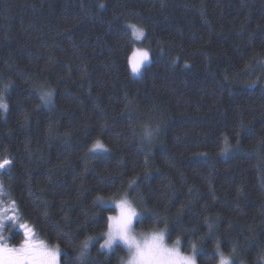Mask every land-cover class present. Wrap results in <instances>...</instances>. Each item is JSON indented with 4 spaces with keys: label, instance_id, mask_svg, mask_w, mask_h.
<instances>
[{
    "label": "trees",
    "instance_id": "16d2710c",
    "mask_svg": "<svg viewBox=\"0 0 264 264\" xmlns=\"http://www.w3.org/2000/svg\"><path fill=\"white\" fill-rule=\"evenodd\" d=\"M0 101L11 247L29 232L59 264H120L98 198L125 197L196 264H262L264 0H0Z\"/></svg>",
    "mask_w": 264,
    "mask_h": 264
},
{
    "label": "snow or ice",
    "instance_id": "6c2138e0",
    "mask_svg": "<svg viewBox=\"0 0 264 264\" xmlns=\"http://www.w3.org/2000/svg\"><path fill=\"white\" fill-rule=\"evenodd\" d=\"M133 34L135 35L136 39H140V37L143 35V32L137 31L134 28ZM148 59V51L139 49L133 50L128 60L131 72L138 73L141 69L142 63ZM50 95L51 93H45L40 97L41 101H44L45 103L49 102L45 98L50 97ZM0 107L7 108V105L0 101ZM94 148H102V145L99 141L96 142ZM8 164H10V161L5 159L2 163H0V168H3ZM116 208L119 210V215H110L107 218V236H110L113 239H115L117 236L123 238L128 224L131 222V217L136 214L135 209L125 202L117 203ZM21 227L23 228L24 226L21 225ZM162 241L163 236L161 235L154 244L150 255L142 261V264H180V262H183V264H195V261L191 258L181 257L180 254L175 250L167 249L163 245ZM24 244L27 247H22L21 249H12L7 247L0 248V253L6 254L0 257L4 260V264H56L57 251L55 249L34 252L33 246L29 244V241L25 240ZM85 247H87V245H85Z\"/></svg>",
    "mask_w": 264,
    "mask_h": 264
},
{
    "label": "clouds",
    "instance_id": "9594fccd",
    "mask_svg": "<svg viewBox=\"0 0 264 264\" xmlns=\"http://www.w3.org/2000/svg\"><path fill=\"white\" fill-rule=\"evenodd\" d=\"M152 135L151 131H145V137H150ZM142 213L136 212L134 216L131 217V222L128 224L127 230L123 235V238L117 236L113 239L107 236L103 240V245L106 249H111L115 245L122 247L126 255L120 261V264H142L151 253V250L162 235L163 238L166 237V230L162 231V226L156 224V227H152L155 221H151L143 230L141 227L143 225V220L140 219ZM88 246L87 241H84L83 247ZM220 264H231V259H222Z\"/></svg>",
    "mask_w": 264,
    "mask_h": 264
},
{
    "label": "rangeland",
    "instance_id": "374dc122",
    "mask_svg": "<svg viewBox=\"0 0 264 264\" xmlns=\"http://www.w3.org/2000/svg\"><path fill=\"white\" fill-rule=\"evenodd\" d=\"M149 62V59L145 62L142 63L141 65V69L143 68V66L147 65ZM131 69V68H130ZM140 69V71H141ZM139 71V72H140ZM138 73H132L133 75L137 76ZM101 149V148H100ZM100 149H96V151H99ZM120 202H125L126 204L130 205V201L125 198V197H111V198H107V199H104V198H98V203L103 205V206H111L113 208H115L116 212L114 215H119V210L116 208V204L117 203H120ZM131 206V205H130ZM133 209H135L136 212H139L136 208H134L133 206H131ZM113 215V216H114ZM3 215L0 214V248H4V247H7V248H12V249H21L22 247H27L24 243L21 244L20 246H14V247H11L9 245V243H7L6 241H4V238H3V235H2V222H3ZM164 229H162L163 231ZM107 232H108V227H107V231H106V234L105 236L103 237V239L101 240V237H99L100 241H99V244H100V247L104 250H108V251H111L112 249H114V247L116 246H113L111 249H106L104 246H103V240L107 238ZM26 238H27V241H29V244H31L33 246V251L34 252H38V251H42V250H51V249H55L57 251V261H56V264H59V255H60V248L56 245H50L44 241H41V240H38V241H34L38 238L36 237H33L32 233H29L27 232L26 233ZM42 242V244H41ZM163 245L167 248V249H171V250H175L176 252H178L180 254L181 257H187V258H191L192 260L195 261V256L194 254H184L181 250H180V243L178 241H175V242H172V243H168L167 240H166V237L163 238V241H162ZM10 247H8V246ZM6 254L4 253H0V257L4 256ZM227 258H230L231 259V264H248L245 259L240 255L238 254L237 252H230V253H223V252H220L219 253V259L217 261L216 264H220V261L222 259H227ZM0 264H4V260L2 258H0ZM180 264H183V262H180ZM196 264V262H195ZM262 264H264V257L262 259Z\"/></svg>",
    "mask_w": 264,
    "mask_h": 264
}]
</instances>
